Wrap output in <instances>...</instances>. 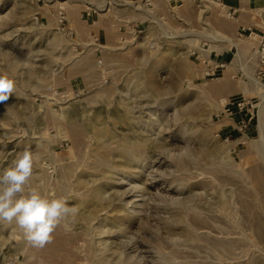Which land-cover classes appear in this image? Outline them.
<instances>
[{"label":"rangeland","instance_id":"rangeland-1","mask_svg":"<svg viewBox=\"0 0 264 264\" xmlns=\"http://www.w3.org/2000/svg\"><path fill=\"white\" fill-rule=\"evenodd\" d=\"M261 41L264 0H0V170L75 210L0 264H264Z\"/></svg>","mask_w":264,"mask_h":264},{"label":"clouds","instance_id":"clouds-1","mask_svg":"<svg viewBox=\"0 0 264 264\" xmlns=\"http://www.w3.org/2000/svg\"><path fill=\"white\" fill-rule=\"evenodd\" d=\"M14 90V80L0 74V102L7 101ZM34 163V154L26 148L0 170V223H14L29 245L42 248L62 223L67 226L75 210L66 198H49L31 186Z\"/></svg>","mask_w":264,"mask_h":264},{"label":"bare ground","instance_id":"bare-ground-1","mask_svg":"<svg viewBox=\"0 0 264 264\" xmlns=\"http://www.w3.org/2000/svg\"><path fill=\"white\" fill-rule=\"evenodd\" d=\"M253 80V79H252ZM253 83L255 84V86L257 87V88H262L263 87V84H262V82L261 81H259V80H256V79H254L253 80ZM49 115H51V113L49 114ZM58 117V116H57ZM83 125V124H82ZM80 131H82V129H80L78 126H73V127H71V129H70V132H71V135H72V140L73 141H77V137H76V135H78V132H80ZM98 132V131H97ZM101 132L102 131H100V134H101ZM157 153V152H156ZM63 184V183H62ZM65 184H66V182H65ZM99 192H100V190H96L95 191V195H99Z\"/></svg>","mask_w":264,"mask_h":264},{"label":"built area","instance_id":"built-area-1","mask_svg":"<svg viewBox=\"0 0 264 264\" xmlns=\"http://www.w3.org/2000/svg\"><path fill=\"white\" fill-rule=\"evenodd\" d=\"M259 70L264 75V41H261L258 47ZM241 103H239L240 105Z\"/></svg>","mask_w":264,"mask_h":264}]
</instances>
